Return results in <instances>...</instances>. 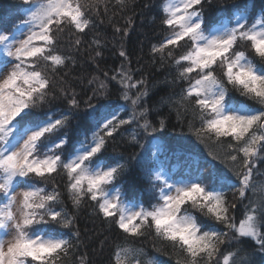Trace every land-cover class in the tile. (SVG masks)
I'll use <instances>...</instances> for the list:
<instances>
[{
  "label": "snow or ice",
  "instance_id": "snow-or-ice-1",
  "mask_svg": "<svg viewBox=\"0 0 264 264\" xmlns=\"http://www.w3.org/2000/svg\"><path fill=\"white\" fill-rule=\"evenodd\" d=\"M131 2L20 0L16 17H0V264H88L76 215L84 206L117 230L108 264H160L145 259L148 238L174 264H264V0H160L164 35L149 55L180 90L159 105L149 106L148 79L123 43L120 67L78 77V92L64 46L80 51L97 21L112 23ZM92 44L93 60L102 57L104 44ZM162 105L175 113L173 131L186 124L206 157L158 135L168 121L151 114ZM125 134L141 151L108 155ZM133 161L147 204L145 190L125 191Z\"/></svg>",
  "mask_w": 264,
  "mask_h": 264
},
{
  "label": "trees",
  "instance_id": "trees-1",
  "mask_svg": "<svg viewBox=\"0 0 264 264\" xmlns=\"http://www.w3.org/2000/svg\"><path fill=\"white\" fill-rule=\"evenodd\" d=\"M7 0H0V15H3L8 9ZM243 2V0H225L227 5L233 3ZM248 2L255 3L256 7L259 8L261 0H248ZM160 0H132L129 5L128 11L123 15H117L114 17L112 23H109L108 19L104 18V23H99L97 21V27L89 32L87 36L84 37V43L81 46L80 51L74 49H68L65 46L64 51L70 52V54L76 59V64L70 66L69 79L76 87V90L80 91V84L78 77H83L85 82L92 76H99L101 79L104 78V72H108L109 75L113 73L114 70L118 69L121 64V58L118 55L120 44L123 43L124 48L130 55L131 67L133 70L139 68L143 69L144 75L148 79L149 87L151 89L150 95L151 100L149 106L159 105L162 97H167L173 93H178L180 86H172L165 84L163 81L168 75V68H160L159 64L153 65L151 63V57L149 55V49L152 43L157 42L162 39L164 33L160 30L159 19H158V5ZM21 5H19V8ZM215 11H218L216 9ZM131 19V24L127 23L128 19ZM154 18L155 22H154ZM95 19V17H94ZM113 24H118L121 29L127 28V36H123L122 33L117 34L114 32ZM93 38L99 39L104 47L101 49L103 52L102 57L95 56L96 46L92 44ZM140 77V73H136V78ZM171 79V77H169ZM114 88V86H113ZM90 94V93H89ZM239 98L238 94H236ZM162 105L160 109L165 107ZM56 107H65V105L58 101ZM164 108L159 112V116L156 112L151 114L154 121H158L159 117L162 115ZM122 115H124L122 113ZM168 128L164 131L166 134H175L177 139H181L186 145H188L187 139H196L191 136L188 131V127L185 124L183 129V135H177L175 132L182 130L179 126L175 127L173 131V126L176 125L175 113H171L167 118ZM75 124V122H73ZM185 131V132H184ZM176 140V139H175ZM127 134L122 137H118L116 142L109 146L108 155L110 156H122L125 159L131 158L133 154L138 153L140 150L138 146H129ZM147 146V145H146ZM181 163V161H180ZM218 168H223L218 162ZM183 164V161L182 163ZM264 168V165L261 166ZM131 171L128 176L124 179L125 191L129 192L132 187L131 193L135 191L137 194L141 190L144 191L143 200L148 202L146 198L147 183L143 180H138V172L140 170L135 167V162L130 165ZM58 184L62 192L64 189V181L58 178ZM130 181V182H129ZM141 184V186H138ZM65 204L69 210H72L71 202L65 197ZM77 215V226L80 229L82 238L84 239V246L80 248V254L87 255L88 264H108L109 256L112 250V241L117 237L118 233L115 227L109 229V227L102 221V219L93 214L90 206H84L80 209ZM151 238L142 241L141 246L145 249L146 253L152 250L153 241ZM148 242H152L148 244ZM250 250L254 247L253 242H249L248 245ZM154 248V247H153ZM158 249V248H154ZM159 250V249H158ZM164 254L158 253L157 257L165 264H174V260L170 258V249L161 250ZM148 255V254H147ZM259 255L257 259L259 260ZM75 264H79V261H75Z\"/></svg>",
  "mask_w": 264,
  "mask_h": 264
},
{
  "label": "rangeland",
  "instance_id": "rangeland-1",
  "mask_svg": "<svg viewBox=\"0 0 264 264\" xmlns=\"http://www.w3.org/2000/svg\"><path fill=\"white\" fill-rule=\"evenodd\" d=\"M6 3H7V6H8V9L6 10V12L3 15H0V17H3L5 19H7L8 17H16L17 10H18L19 5H20V0H7L5 2V4ZM65 46H64V49H65ZM151 95H149V97H148V104L150 103V100H151V97H152ZM231 95H233L235 97V99L239 100V98H237L238 96L236 95V93H232ZM112 103L116 104V103H123V102L122 101H119L116 98L115 94H114L113 99H112ZM73 125L75 126V124H73ZM72 131H74V127H73V130ZM171 132H174V131H171ZM175 133L178 136L179 135H183V129L182 130H179V131L177 130ZM158 135H160L162 138H166L167 140L171 141L173 144H175V142L177 140V136L175 134H166L165 132H163V133H158ZM187 141H188V146L195 148L198 151V153H199V155H200V157L202 159L204 157H206L207 153H206V151L204 149V146L202 144H199L196 139H192V138L187 139ZM111 145L112 144H110L109 146L111 147ZM129 146H131V145H129ZM108 150H109V148H108ZM140 151L141 150H139L138 152H140ZM173 163H176V161H173ZM181 163H182V161H181ZM138 180H143L142 173L141 172H138ZM58 182L59 181H57V183ZM138 186H141V184H138ZM49 187H51V185ZM131 190H132V187L129 189V192ZM146 195L148 196V198H146V200H149V193L147 191H146ZM229 199L230 200L232 199L231 193H229ZM146 204H147V202H146ZM90 209L92 210L91 207H90ZM243 213H244V207H243V205H241V204L238 203L237 204V208L235 209V215H236L237 221H239L242 218ZM197 215H198V213H197ZM150 241H151V239H150ZM151 243L152 242H148L147 245L148 244H151ZM158 253L164 254L161 250L154 249L152 247V250L149 251V252H147L148 255L145 257V259H155V260L159 261L160 264H165L160 259H158V257H157Z\"/></svg>",
  "mask_w": 264,
  "mask_h": 264
},
{
  "label": "bare ground",
  "instance_id": "bare-ground-1",
  "mask_svg": "<svg viewBox=\"0 0 264 264\" xmlns=\"http://www.w3.org/2000/svg\"><path fill=\"white\" fill-rule=\"evenodd\" d=\"M163 108H164V111H163V113H162L161 116L167 118L168 116L171 115V113L169 112V109H168L167 105H166L165 107H163ZM163 108H162V109H163ZM162 109H160V112H161ZM127 159H130V158H127ZM133 162H134V161H133ZM133 162H132V163H133ZM261 170L264 171V168L261 167Z\"/></svg>",
  "mask_w": 264,
  "mask_h": 264
}]
</instances>
